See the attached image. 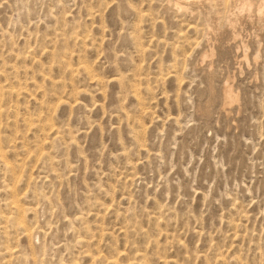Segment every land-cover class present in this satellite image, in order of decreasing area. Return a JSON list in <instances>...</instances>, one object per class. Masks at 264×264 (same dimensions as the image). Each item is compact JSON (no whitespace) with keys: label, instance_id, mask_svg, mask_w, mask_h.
Instances as JSON below:
<instances>
[{"label":"rangeland","instance_id":"rangeland-1","mask_svg":"<svg viewBox=\"0 0 264 264\" xmlns=\"http://www.w3.org/2000/svg\"><path fill=\"white\" fill-rule=\"evenodd\" d=\"M0 264H264V0H0Z\"/></svg>","mask_w":264,"mask_h":264}]
</instances>
